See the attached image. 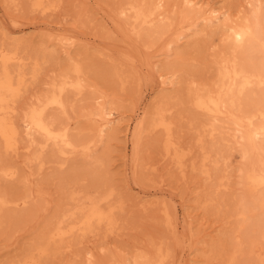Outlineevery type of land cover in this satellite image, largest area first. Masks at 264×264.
Listing matches in <instances>:
<instances>
[{"label":"rangeland","instance_id":"374dc122","mask_svg":"<svg viewBox=\"0 0 264 264\" xmlns=\"http://www.w3.org/2000/svg\"><path fill=\"white\" fill-rule=\"evenodd\" d=\"M33 1L0 0V47L9 50L13 41H20L19 55L30 58L21 97L9 115L17 141L8 152L0 136V193L9 199L0 212V264H20L59 219L64 228L70 221L79 228L42 263L35 254L37 262L25 264H122L143 254H160L165 264H264L259 262L264 259V205L255 203L257 192L249 191L243 175L250 165L244 156L249 146L233 138L236 131L227 120L217 121L192 104L193 89L215 87L219 53L240 50L230 32L214 26L205 35L188 37L190 31L174 25L162 36L148 38L140 35L141 24L127 23L128 10L121 12L129 0H46L57 4L53 9L33 7ZM226 1L221 3L233 15L248 11L245 0ZM168 2L172 15L183 9L181 0ZM199 27L206 28L203 22ZM69 36L76 41L72 48L60 41ZM72 61L81 65L85 89L68 90V111L51 106L47 118L69 125L78 137L93 138L88 149L74 152L54 144L27 121L28 107L50 93ZM34 65L40 67L36 80L30 72ZM114 69L127 76L125 86L112 76ZM163 69L176 73L175 86L163 85ZM249 91L252 96L261 92L257 87ZM100 94L113 101L110 106L124 122L111 143L97 130L101 118L90 116L107 100L95 99ZM161 101L174 122L170 152L167 133L150 126L149 112ZM141 121L136 162L131 131ZM177 152L183 155L182 164ZM4 165L12 167L14 176H4ZM108 191L102 206L112 224L105 220L91 230L81 228L77 212L89 204V197L98 201ZM252 241L257 247L250 252Z\"/></svg>","mask_w":264,"mask_h":264},{"label":"bare ground","instance_id":"6f19581e","mask_svg":"<svg viewBox=\"0 0 264 264\" xmlns=\"http://www.w3.org/2000/svg\"><path fill=\"white\" fill-rule=\"evenodd\" d=\"M45 1L46 0H34L32 6L41 9H53L57 5L53 1L49 4H46ZM221 1L226 0H216L215 2H210L209 0H181L183 9L179 11L177 15L171 14V5L168 0H129L127 4L124 3L126 4L125 7L120 8L122 13L126 10L130 12V14H128L130 15L127 20L128 24L132 21L146 28L142 29L138 27L140 35L145 33L148 38L159 37V35L165 34V31L169 32L168 29H172L174 25L181 26L186 28L187 31H190L192 34L185 35L188 37L198 34L205 35L206 29L213 28L214 26H222L227 29L228 33L230 32L228 37L233 42L234 46L240 47L239 49L241 51L234 48L229 50L230 48H228L227 45V47L225 46L226 49L228 48L227 50H229V52L223 50L219 53V78L214 85L215 87L193 89L192 104L198 112H205L207 115L213 116L217 121L222 120L223 123V120H227V123L233 128L232 130L236 131L232 134L233 138L238 142L242 140L243 144L249 146L244 156L250 159V165L243 175H245L244 178L247 188L250 189L249 191H252V193L257 192L256 195H254L255 203L264 205V0H245L249 8L248 11L242 15H236L235 13V15H233V12L230 13L231 8L229 9L228 2L221 3ZM219 3L221 4L218 5ZM200 22H203L206 28L199 29L201 28L199 27ZM10 38L15 40L17 35L16 38L15 36ZM177 39L180 40L181 37ZM15 41L13 42L16 44L12 42L14 46L11 44L12 48L9 50L0 47V136L3 140L4 149L7 152L14 147L15 141H17V130L10 124L9 115L14 109L13 104L21 97L27 77L25 67L27 65V60L30 59L29 57L27 58L19 55L18 50L21 48L20 41ZM60 41L70 48L76 45L74 37H65ZM70 53L71 52H68V54ZM165 66L167 65H164V67ZM169 68L174 70L171 64ZM39 70L40 67L36 65L31 68L30 72L34 80L38 78ZM114 70V75L112 76H115V80H118L122 86H125L128 82L127 76L123 77L118 71L120 69ZM81 73V65L72 61V66L69 70L61 74L58 80L52 83L50 93L38 97L36 104L29 106L27 110V121L32 128L43 134L54 144L64 149L68 148L72 152L80 149H88L89 144L94 142L92 140L93 138L91 140H85L86 138L78 137L76 135L77 133L74 134V132L71 131L69 125H55L53 121L51 122L50 119L47 118V111L51 106L61 109L65 113L68 111L69 100L67 98V91L74 90L82 93L85 89L86 84L84 85L80 79ZM160 78L165 87L175 86V84L179 82L175 72H165L164 69L162 74H160ZM251 87L259 88L261 90L260 94L258 96L250 95L251 92H253L249 91ZM94 97L97 100L103 101L107 99L103 106H98V108H100L97 112L92 113L90 116L97 115L101 118L97 130L104 138L103 140H105V142L111 143V141L118 136L119 129L123 126L124 122L122 118H120L121 116L117 117L115 115L114 110L110 106L113 101H110L107 95L100 94ZM246 102L250 103L246 106ZM166 106L167 105L162 101L159 102L152 111L150 110L151 113L149 112V114H152L151 117H153V119L150 118V116L149 118L152 119L150 121L151 129L161 128L167 133L165 148L167 152H170L173 147L172 131L174 122L167 118L168 109ZM143 125V121L137 123L131 131L132 133L130 132L131 142L133 144L132 149H135L134 159L136 162H138L137 160L139 159V145H141L140 140H142L141 134L143 133ZM214 131H216V128H214L211 133L214 134ZM238 138H240V140ZM245 149L246 147L244 150ZM182 156V154L176 153V158L181 164ZM135 161L133 160V162ZM2 172L4 176H14L15 173L10 165H4ZM109 192L110 191L105 193L101 199L97 198L96 200L98 201H94L95 199L92 200V197L87 199L89 204L82 206L79 212H77L80 214L78 221L81 228L85 230L89 228V230H91L90 228L93 229L95 224H100L105 220H108L109 223L111 222V217L107 214V211H104V207L102 206V202L108 200L111 195ZM69 196L76 199L75 193H71ZM8 203L9 199L7 196L4 193H0L1 213H3L2 211ZM2 223L3 221L0 218V226ZM169 223L172 225L171 221ZM77 225L74 224L73 221H70L68 226L64 228L60 219L51 223L47 231L42 233L44 235L41 237L39 236V239L30 248L29 253H27L19 263L25 264L30 260L37 262L34 259L35 254H38V263H42V260L49 257L53 251L60 248V244L62 245L66 236L77 231V228H79ZM255 247L257 246L254 241H252L250 252H252ZM236 253L237 252L232 256L230 255L231 260L235 259ZM260 260L259 262L264 263L263 258ZM34 262L32 263L34 264ZM122 264H165V258L161 257L160 254L154 256L143 254L132 262L124 261Z\"/></svg>","mask_w":264,"mask_h":264}]
</instances>
